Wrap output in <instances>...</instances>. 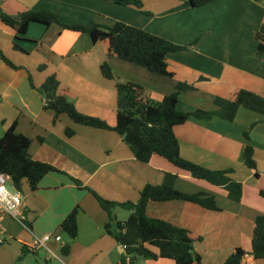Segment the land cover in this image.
<instances>
[{"label": "crops", "instance_id": "crops-1", "mask_svg": "<svg viewBox=\"0 0 264 264\" xmlns=\"http://www.w3.org/2000/svg\"><path fill=\"white\" fill-rule=\"evenodd\" d=\"M188 1L142 0L141 9L112 0L0 1V10L11 16L31 9L55 14L66 25L122 22L177 45L195 42L167 55L168 71L173 75L164 77L111 55L106 40L94 43L88 34L57 24L31 23L17 41L23 51L14 50L16 33L0 20V50L18 67H9L0 58V130L4 133L16 122V132L31 140V158L60 171L45 175L33 192L23 181L26 186L21 193L32 233L61 236V242L52 239L46 248L29 252L25 244L32 240L30 232L9 216H0L6 234L0 243V264H121L125 248L105 233L107 214L71 178L106 200L135 203L146 185H162L165 174L176 176L174 187L181 192L213 195L220 210L176 200L149 202V217L190 231L197 238L193 249L201 256V264H223L238 248L245 251L240 264H264V259L253 258L251 250L255 217L264 214V198L259 195L264 190V116L240 108L231 122L190 118L174 127L184 160L210 170H233L230 177L242 185L240 201L234 202L223 188L192 178L159 156L138 162L114 131L77 125L66 115L54 122L35 89L55 75L59 92L79 113L110 127L116 123V82L142 86L146 97L155 102L173 92L178 82L195 85L178 97L177 106L183 112L212 110L215 97L233 99L241 90L264 97V54L256 52L253 40L254 32L264 25V5L257 0H214L192 7ZM103 62L110 65L116 81L102 77ZM67 128L74 131L70 137L65 134ZM245 145L253 148L256 170L243 163ZM74 208L78 209L77 236L68 243L60 224ZM120 210L124 209H114V218L125 221L118 220ZM66 244L70 252L64 255L61 248ZM126 260L129 264H174L161 258Z\"/></svg>", "mask_w": 264, "mask_h": 264}, {"label": "trees", "instance_id": "trees-1", "mask_svg": "<svg viewBox=\"0 0 264 264\" xmlns=\"http://www.w3.org/2000/svg\"><path fill=\"white\" fill-rule=\"evenodd\" d=\"M112 1L136 9L142 7V0ZM212 1L214 0H189L188 2L192 7H198ZM257 1L264 5V0ZM0 20L16 33L13 42L14 50L23 51L17 41L22 40L21 38L26 34L31 23L44 26L57 24L65 30L88 34L94 43L106 40L108 52L111 55L144 68L152 74L164 77L173 75L168 71L167 55L195 45V42L188 46L177 45L122 22H115L110 26L93 22L87 25H66L55 14L31 9L16 16L8 15L0 10ZM253 40L257 44L256 52L264 54V25L254 32ZM0 58L9 67L18 69L6 59L1 50ZM42 68L43 65L39 67V69ZM100 73L107 80L116 79L107 62L100 65ZM30 85L35 88L31 79ZM59 85L56 76L50 75L40 87L35 88L44 100L43 110L53 114L54 122L61 115H66L74 124L114 131L138 162L147 163L153 155L159 156L175 168L187 172L192 178L223 188L229 200L240 201L242 185L230 177L233 170H210L184 160L180 156V145L175 136L174 127L184 124L190 118L206 121L219 118L231 122L240 108L264 116V97L241 90L233 99L215 97L212 110L197 109L183 112L178 109V97L184 92L194 90L195 85L178 82L173 92L155 102L146 97L142 86L132 82H116V123L110 127L98 118L79 113L74 105L59 92ZM15 125L16 122L0 136V173L9 175L14 187L19 191L25 181L30 191L33 192L45 175L51 172L60 173V171L48 163L31 158L29 154L31 140L17 133ZM65 134L70 137L74 131L67 128ZM243 136L248 139L247 132H244ZM242 160L247 168L256 170L252 146L245 145ZM254 175L258 176L257 173ZM175 179V175L165 174L163 184L160 186L146 185L139 193L137 202L118 203L100 197L93 190L83 186L79 180L71 178L77 188L91 193L100 208L107 214L108 222L104 225L105 233L125 248L126 256L121 257V264H129L126 258L130 262L136 258L152 260L161 258L171 260L174 264H201V256L193 249L197 238L190 231L173 226L166 221L151 218L146 214V206L149 202L174 200L192 203L209 211L220 210L213 195L204 192L194 194L181 192L174 187ZM259 195L264 198V190L260 191ZM116 208L129 211V216L125 221H117L114 218L113 211ZM77 210L74 208L60 224L61 231L71 240L77 236ZM151 248H155L157 253ZM251 250L254 259H264V214L255 217L251 233ZM61 252L64 255L69 254L70 245H64ZM244 256L245 251L238 248L223 264H240Z\"/></svg>", "mask_w": 264, "mask_h": 264}, {"label": "built area", "instance_id": "built-area-1", "mask_svg": "<svg viewBox=\"0 0 264 264\" xmlns=\"http://www.w3.org/2000/svg\"><path fill=\"white\" fill-rule=\"evenodd\" d=\"M22 199V193L14 187L11 177L7 174L0 173V216H9L25 230L30 232L32 240L25 244V248L29 252H35L40 248H46L47 243L52 239L56 242H61L60 235L46 233L38 236L32 233L22 207ZM5 240V230L0 221V243L5 242Z\"/></svg>", "mask_w": 264, "mask_h": 264}, {"label": "rangeland", "instance_id": "rangeland-1", "mask_svg": "<svg viewBox=\"0 0 264 264\" xmlns=\"http://www.w3.org/2000/svg\"><path fill=\"white\" fill-rule=\"evenodd\" d=\"M43 69V68H42ZM39 70H41V69H39ZM3 135V133H2V131L0 130V136H2ZM24 183L25 182H23L22 183V185H21V187L22 186H26V185H24ZM127 210H120L118 213H120L119 214V217L118 218H120V219H118V220H121V219H127V216H128V212H126ZM13 220V219H12ZM14 221V220H13ZM15 222V221H14ZM64 239H65V242H68V243H70L71 242V239L70 238H68V236L66 235L65 237H64ZM45 253V251L42 249L41 250V254H44Z\"/></svg>", "mask_w": 264, "mask_h": 264}, {"label": "water", "instance_id": "water-1", "mask_svg": "<svg viewBox=\"0 0 264 264\" xmlns=\"http://www.w3.org/2000/svg\"><path fill=\"white\" fill-rule=\"evenodd\" d=\"M250 254V253H249Z\"/></svg>", "mask_w": 264, "mask_h": 264}]
</instances>
